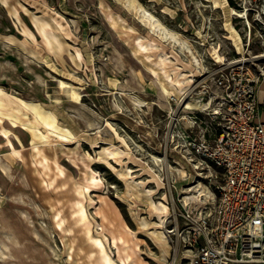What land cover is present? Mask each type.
I'll use <instances>...</instances> for the list:
<instances>
[{
	"label": "rangeland",
	"instance_id": "1",
	"mask_svg": "<svg viewBox=\"0 0 264 264\" xmlns=\"http://www.w3.org/2000/svg\"><path fill=\"white\" fill-rule=\"evenodd\" d=\"M262 21L264 0H0V264H170L180 192L207 184L188 209L210 211L221 178L187 141L207 107L164 84L194 70L178 40L201 96L217 53L262 49Z\"/></svg>",
	"mask_w": 264,
	"mask_h": 264
},
{
	"label": "built area",
	"instance_id": "2",
	"mask_svg": "<svg viewBox=\"0 0 264 264\" xmlns=\"http://www.w3.org/2000/svg\"><path fill=\"white\" fill-rule=\"evenodd\" d=\"M257 40L262 49L252 55L213 58L196 83L209 102L210 125L188 133L189 149L218 168L221 178L212 210L173 211L166 230L170 264H264V122L257 118L256 98L264 80V21Z\"/></svg>",
	"mask_w": 264,
	"mask_h": 264
},
{
	"label": "bare ground",
	"instance_id": "3",
	"mask_svg": "<svg viewBox=\"0 0 264 264\" xmlns=\"http://www.w3.org/2000/svg\"><path fill=\"white\" fill-rule=\"evenodd\" d=\"M237 14H238V16H246L245 11L238 12ZM178 42H179L180 49L185 48L189 51L190 60L193 63L192 65L194 67V70H191L189 74L182 73L181 79H178L176 81L173 80V81H169V82H164V84H165L166 88L175 96L176 99H180V104H181L183 112H185V113L190 112L194 108H196L197 110H204L202 108L208 107V104H209L208 101L202 100V97L199 95H193L192 94L189 97H186L184 95V93L187 89V85L194 79V76L197 75V73L200 71V68L202 67L201 59L198 57V55L196 54L193 47H191V45L186 40H178ZM217 57L221 58L219 53H217ZM198 107H200V108H198ZM176 172H178L179 176H181V177H185L187 175V172L183 166H180L179 168H177ZM169 173L170 174L172 173L170 167H169ZM196 175H198V173ZM212 191L213 190H211L207 184H205L201 181H197L196 183H194V185H192L190 187H186L185 189H183L180 192V193H183L180 200L182 201L183 205L186 208H191V207L195 206V203L191 204L192 202H201L203 204L207 203V202H212L214 200V194ZM145 198H146V196H145ZM149 198H150V196H149ZM150 201H151V198H150ZM151 203H153V202H151ZM161 207L164 208L165 206H161ZM152 208H154V207H152ZM204 208H206V206H202V207L197 206L195 212H202V210ZM159 210H160V208H159ZM165 218H166V216H165ZM152 229H155V228H152ZM147 234H149V233H147ZM158 236H159V234H158Z\"/></svg>",
	"mask_w": 264,
	"mask_h": 264
},
{
	"label": "crops",
	"instance_id": "4",
	"mask_svg": "<svg viewBox=\"0 0 264 264\" xmlns=\"http://www.w3.org/2000/svg\"><path fill=\"white\" fill-rule=\"evenodd\" d=\"M236 44H238V42H235V45ZM256 98L258 107L257 118L258 120L264 122V80H262L257 86Z\"/></svg>",
	"mask_w": 264,
	"mask_h": 264
}]
</instances>
